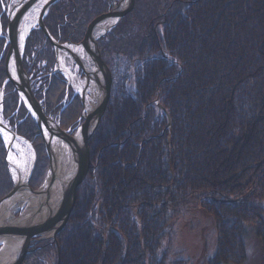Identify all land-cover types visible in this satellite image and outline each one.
Listing matches in <instances>:
<instances>
[{
  "label": "trees",
  "instance_id": "obj_1",
  "mask_svg": "<svg viewBox=\"0 0 264 264\" xmlns=\"http://www.w3.org/2000/svg\"><path fill=\"white\" fill-rule=\"evenodd\" d=\"M7 1L0 0V88ZM116 3L62 0L44 25L59 43H76ZM98 46L109 68L129 67L131 79L112 88L89 141L98 163L77 188L56 242L31 244L21 264H192L197 255L186 230L201 215L212 222L214 242L200 264H241L245 224L254 226L264 249V0H134ZM22 65L44 113L55 119L65 105L60 127L77 125L81 101L71 94L63 101L65 81L50 75L55 53L41 29L26 39ZM156 112L159 128L131 126L133 136L122 144L133 120ZM1 118L34 148L28 185L35 189L48 158L11 83ZM5 154L0 136V199L12 188Z\"/></svg>",
  "mask_w": 264,
  "mask_h": 264
},
{
  "label": "water",
  "instance_id": "obj_2",
  "mask_svg": "<svg viewBox=\"0 0 264 264\" xmlns=\"http://www.w3.org/2000/svg\"><path fill=\"white\" fill-rule=\"evenodd\" d=\"M43 1L44 0H10L6 11L7 24L5 33L8 49L4 59L5 80L0 92V136L6 150L5 160L9 175L11 176L12 188L3 198L0 199V205L4 201L11 199L19 191L20 187V185L17 184L16 178L13 176V167L11 166L10 159L11 148L16 140L22 142L31 150L30 170L24 183V188L27 190V193L32 195L33 199L40 196L44 189L48 194L50 185L55 181L60 182V193L55 209L46 210L48 211L46 216L30 220L31 216L35 218L37 215H34L33 212H31V214H27L28 216L31 215L28 217L26 215L27 212H30L31 209H35V212H40V210L44 209V207L42 208L41 205L38 204L31 206V200L28 204L19 205L18 208L23 207V212L19 217L14 218L12 215L13 212H11L9 216L10 225H8V223L3 224V227L0 225V244L5 243L6 245V242L9 244L11 241L19 242L17 255L9 264H21L29 251L30 243L32 241H56L57 235L67 223L70 212L75 203L76 190L85 180L91 168L88 142L106 111L111 88L114 82L113 73L102 60L96 40L116 26L117 23L131 11L133 6V0H119L118 4L110 11L91 20L86 27L83 39L79 44L75 45V51L72 52L67 45H62L55 41L44 25V18L48 14L50 7L60 0H47L43 3V5L39 7L38 15L34 20L33 25L27 30L25 35L22 36L23 38L20 37L18 31L20 30L23 19L33 12L38 4ZM102 25L106 26L102 27ZM35 28L41 29L53 46L55 53L54 72L66 74L67 82H70V74L63 70L60 63L61 55L64 53L68 55L75 62L76 66H78L84 73V89L81 91L80 95L82 100L81 118L83 119V122L72 134L61 129L57 121H54L49 116L45 115L41 106V101H38L33 95L31 82L23 68L22 58L25 40L31 30ZM80 51L85 53L87 59L92 62L93 68L91 70L87 69L79 58ZM95 72L101 75L103 82L101 85H99L100 82H95V86L98 87L100 93L98 92L97 100L92 110L87 112L84 102L86 87L90 85V77ZM7 83H11L14 87L18 95L19 103L24 106L28 115L34 121L39 130L45 153L48 158V168L45 177L37 189H32L28 185L29 178L35 165V152L32 144L24 137L19 136L14 131L10 130V128L1 120L4 87ZM156 105L164 114L167 113L165 109L158 104V101H156ZM55 143L66 146L73 159V165H71V169L67 173L65 179H61V177H59L61 175L57 172V161L54 154ZM11 246L13 248V245Z\"/></svg>",
  "mask_w": 264,
  "mask_h": 264
},
{
  "label": "rangeland",
  "instance_id": "obj_3",
  "mask_svg": "<svg viewBox=\"0 0 264 264\" xmlns=\"http://www.w3.org/2000/svg\"><path fill=\"white\" fill-rule=\"evenodd\" d=\"M62 0H60L59 2H61ZM59 2L55 3L54 5L58 4ZM119 0H117V3L116 5L118 4ZM10 3V0L7 1V3H3L2 5V8L3 10L5 11V17H6V11L8 9V5ZM133 4H134V0H133ZM53 5V6H54ZM51 6L50 9L53 7ZM115 6V5H114ZM113 6V7H114ZM112 7V8H113ZM49 9V10H50ZM132 9H133V6H132ZM131 9V11H132ZM131 11L128 13L130 14ZM49 13V11H48ZM107 13V12H106ZM127 14V15H128ZM126 15V16H127ZM47 16V15H46ZM125 16V17H126ZM46 18V17H45ZM44 18V19H45ZM124 18V17H123ZM122 18V19H123ZM121 19V20H122ZM120 20V21H121ZM119 21V22H120ZM119 22L117 23V25L119 24ZM6 24H7V19H6ZM116 25V26H117ZM106 25H102V27H105ZM116 26H114L113 28H111L107 33H109L112 29H114ZM147 28V27H146ZM6 29V27H5ZM37 28L31 30L34 31L36 30ZM48 30V29H47ZM86 31V30H85ZM30 32V33H31ZM49 32V31H48ZM107 33L103 34L101 37H99L97 40H96V43L98 45V41L104 37ZM85 34V33H84ZM30 35V34H29ZM28 35V37H29ZM51 35V34H50ZM27 37V38H28ZM84 37V36H83ZM26 38V39H27ZM83 39V38H82ZM55 41H57L56 39H54ZM81 41V40H80ZM79 41V42H80ZM26 42V40H25ZM58 42V41H57ZM79 42H71V41H65L64 43H59V44H62V45H67L69 47V49L74 52L75 51V45L79 44ZM5 44H6V33H5ZM6 46L8 47V45L6 44ZM24 48H25V45H24ZM8 49V48H7ZM98 50H99V46H98ZM100 52V50H99ZM23 54H24V51H23ZM100 55L103 59V56L100 52ZM160 57L164 58L166 60L167 56L166 55H161ZM79 58L81 59V61L83 62L84 66L87 68V69H92L93 68V64L91 62H89V60L87 59L85 53L81 52L79 54ZM104 61V59H103ZM61 66L63 68V70L65 72H68L70 74V82L68 83L67 82V79H66V74L64 73H61V72H54V69L53 71L51 72L50 75H53L55 73H60L61 76L63 77L64 81H65V85H66V92H65V95H64V98H63V101L64 102H67L68 100V95L71 94L72 98L77 96L78 97V94L77 92H80V90L82 91L84 89V74H82L79 70V67L76 66L75 62L66 54L62 53L61 55ZM104 63L106 64V62L104 61ZM107 65V64H106ZM108 66V65H107ZM109 67V66H108ZM55 68V66H54ZM121 68V67H120ZM128 68L129 67H124L121 70V72H115L116 74L118 73L119 75H116V77L114 78V82H113V86H116V85H119L122 83H128L131 79L130 75H129V71H128ZM110 69V68H109ZM111 70V69H110ZM29 77V76H28ZM124 80V81H123ZM163 80V79H162ZM30 81V79H29ZM127 81V82H126ZM31 82V86L33 84V81H30ZM38 82V81H37ZM161 82V81H160ZM3 86V85H2ZM73 89H72V87ZM2 88V87H1ZM1 88H0V92H1ZM5 88V87H4ZM93 92V94H92ZM87 95V96H86ZM86 95H85V99H84V102H85V105H86V108L88 110H86L87 112H90V108L94 107L95 103H96V100H97V94L94 90H91L89 92V94L86 92ZM112 95V88H111V93H110V97ZM71 98V99H72ZM41 103H42V100H40ZM155 106L156 108L159 110V108L157 107L156 105V100H155ZM159 104V103H158ZM19 105H21L19 103ZM82 105V104H81ZM160 105V104H159ZM65 107V105H63V107L61 108V110L59 111V114L58 116L54 119L52 118L54 121H57L59 123V120H60V114L63 110V108ZM160 111V110H159ZM162 112V111H161ZM163 113V112H162ZM81 114H82V109H81ZM81 114H80V118L78 119L79 120V123H77V125L71 127V128H68V129H65V131H68L70 134H72L83 122V119L81 118ZM105 114V113H104ZM164 114V113H163ZM167 114V113H166ZM164 114V117H165V120H166V128L167 129H171V121H170V117L169 115L167 114ZM46 115V114H45ZM48 116V115H47ZM104 116V115H103ZM102 116V118H103ZM101 118V120H102ZM2 120V118H1ZM100 120V121H101ZM4 123V121H2ZM100 124V122H99ZM131 124V123H130ZM141 126V128H143V130H145V126L146 124L144 123H140L138 124ZM137 125V126H138ZM59 126H60V123H59ZM161 126V125H160ZM160 126H154L153 130H155V128H159ZM61 128V127H60ZM131 127L128 126L126 132L128 133V131H130V133H132V130L130 129ZM145 128V129H144ZM62 129V128H61ZM97 129V128H96ZM11 130V129H10ZM64 130V129H63ZM148 132H150V130H147ZM147 131H141V132H147ZM16 133V132H15ZM17 134V133H16ZM18 135V134H17ZM20 136V135H19ZM133 136V134H132ZM131 136V137H132ZM154 136V135H153ZM157 136V135H156ZM151 138V137H150ZM150 138L148 139H145V141H149ZM4 140L6 141V139L4 138ZM129 140V139H128ZM124 142V140H122ZM122 142V144H123ZM31 143V142H30ZM44 146V145H43ZM33 147V146H32ZM34 149V148H33ZM35 152V151H34ZM96 156H94V160H95ZM10 159H12V162L13 161H20L22 160V163L23 165L27 168L30 166V162H31V150L25 145L23 144L22 142L16 140L13 144V147L11 148V152H10ZM91 161L90 160V163H91V167L95 166V161ZM35 162H36V155H35ZM47 168H48V165H47ZM91 170V169H90ZM89 170V171H90ZM47 171V169H46ZM9 173V172H8ZM46 174V173H45ZM10 176V175H9ZM45 177V176H44ZM10 179H11V176H10ZM86 179V178H85ZM83 183V182H82ZM81 183V184H82ZM80 184V185H81ZM38 188V187H37ZM35 188V189H37ZM19 205L15 206L11 212L13 217L14 218H17L19 217L22 212H23V207L22 208H18ZM99 212V211H98ZM202 217L201 218H198V220H196L195 218L192 220V222L194 223V227L193 228H189L187 229V233H189L190 236H186V240L187 242H190L187 243L189 246H190V253L191 255H197L196 256V259H194L192 261V264H200L202 262H199V259L204 257V255H209L210 253V249L213 248V235H212V230H213V225H212V222L210 220V218H207L206 215H201ZM10 220V219H9ZM12 220V219H11ZM263 221H264V214H263ZM66 225V224H65ZM244 244H245V260L241 263V264H264V249L262 247V243L260 241V239L257 237L256 235V232H255V228L253 225L251 224H245L244 225ZM61 232V231H60ZM58 236V235H57ZM56 240H57V237H56ZM51 241V240H50ZM51 242H56V241H51ZM33 243H38V242H35V241H32L30 243V246L31 244ZM6 247L5 243H1L0 244V252L2 250H4V248ZM12 246L10 245L9 248H11ZM30 249V248H29ZM205 263V261H203ZM203 263V264H204Z\"/></svg>",
  "mask_w": 264,
  "mask_h": 264
},
{
  "label": "bare ground",
  "instance_id": "obj_4",
  "mask_svg": "<svg viewBox=\"0 0 264 264\" xmlns=\"http://www.w3.org/2000/svg\"><path fill=\"white\" fill-rule=\"evenodd\" d=\"M47 0H44L43 2H40L38 6L31 12L28 16H26L20 26V30L18 31L20 37L24 36L27 30L33 25L34 20L36 19L39 11V7L43 5ZM79 52V51H78ZM81 53V51H80ZM113 73V72H112ZM90 85L86 87V92L94 90L96 94L98 95V92L100 93V90L98 87L95 86V82H100L99 85H101L102 78L101 75L97 72H95L91 77H90ZM94 84V85H93ZM93 94V92H92ZM110 99V97H109ZM93 108V107H92ZM92 108H90L92 110ZM86 110H88L86 108ZM90 110V111H91ZM99 126V123L97 125V128ZM94 134V133H93ZM92 134V135H93ZM92 137V136H91ZM91 139V138H90ZM90 141V140H89ZM88 148L90 151L89 147V142H88ZM54 154L56 158V167H57V172L60 174L61 179H65L67 173L71 169V165H73V159L70 156V151L67 149L66 146L59 145L58 143L54 144ZM11 166L13 167V176L16 178L17 184L20 185L19 191L9 200L4 201L0 205V225L3 227V224L10 225L11 223L9 220V216L11 214L12 209L20 204H28L31 200V206H35V204L41 205V207L44 209L40 210V212H35V209L30 212H27V214H31L33 212L34 215H37L35 218H33L31 215H27L31 219H39L47 215L49 209H55L56 203L59 198V193H60V182L55 181L50 185V188L48 189V194L45 192V189L42 191L43 193L40 194V196H37L33 199V196L27 193V190L24 188V183H25V178L28 175V172L30 170V167H25L22 163V160L20 161H13L11 159ZM8 169V167H7ZM46 207V208H45ZM72 212V211H71ZM70 212V214H71ZM70 217V215H69ZM29 219V218H27ZM69 219V218H68ZM68 221V220H67ZM17 241H11L9 244L13 245V248H9V244L6 242V247L4 250L0 252V264H9L17 255V252L19 250ZM29 252V251H28Z\"/></svg>",
  "mask_w": 264,
  "mask_h": 264
},
{
  "label": "flooded vegetation",
  "instance_id": "obj_5",
  "mask_svg": "<svg viewBox=\"0 0 264 264\" xmlns=\"http://www.w3.org/2000/svg\"><path fill=\"white\" fill-rule=\"evenodd\" d=\"M102 58V57H101ZM89 60V59H88ZM103 60V59H102ZM89 62H91L90 60H89ZM92 63V62H91ZM108 67V66H107ZM109 68V67H108ZM120 69H122V68H118V69H115V70H110L111 72H113V76H114V78L116 77V75H119L120 73L119 72H121V70ZM79 70H80V72L82 73V74H84L83 73V71L79 68ZM123 70V69H122ZM118 72L117 74L115 73V72ZM115 84V83H114ZM113 84V85H114ZM112 85V86H113ZM72 87V86H71ZM113 88V87H112ZM72 89H73V87H72ZM89 92L90 91H88V94H89ZM77 94H78V97H79V99H80V101H81V104H82V100H81V90H80V92H77ZM87 96V95H86ZM149 115L150 114H145L144 115V117H142V118H136L135 120H133L132 122H131V124H129V126L131 127V126H135L136 124H140V123H144V124H147V123H150V124H156V126H160V125H162V121H161V119H160V116H162L159 112H156V113H154V115H153V117L152 118H150L149 120H148V118L147 117H149ZM128 139H131V133H130V131H128V133H127V135H126V137H125V140H124V142H123V144L126 142V141H128ZM90 152V160L91 161H93L94 160V155H93V153H91V150L89 151ZM99 154H97L96 155V158H95V166H93V167H91L90 169L91 170H93L94 171V169L96 168V165H97V163H98V160H99ZM91 170L88 172V174L91 172ZM88 174H87V176H88ZM86 176V177H87Z\"/></svg>",
  "mask_w": 264,
  "mask_h": 264
},
{
  "label": "snow or ice",
  "instance_id": "obj_6",
  "mask_svg": "<svg viewBox=\"0 0 264 264\" xmlns=\"http://www.w3.org/2000/svg\"><path fill=\"white\" fill-rule=\"evenodd\" d=\"M21 38H23V37H21Z\"/></svg>",
  "mask_w": 264,
  "mask_h": 264
}]
</instances>
